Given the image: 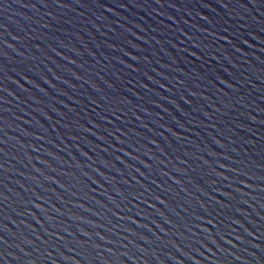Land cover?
<instances>
[{
  "label": "water",
  "instance_id": "95a60500",
  "mask_svg": "<svg viewBox=\"0 0 264 264\" xmlns=\"http://www.w3.org/2000/svg\"><path fill=\"white\" fill-rule=\"evenodd\" d=\"M0 264H264V0H0Z\"/></svg>",
  "mask_w": 264,
  "mask_h": 264
}]
</instances>
